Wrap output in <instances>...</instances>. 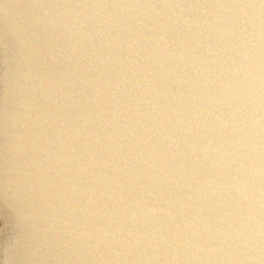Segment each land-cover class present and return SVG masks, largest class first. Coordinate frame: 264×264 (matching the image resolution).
<instances>
[{
	"label": "water",
	"instance_id": "water-1",
	"mask_svg": "<svg viewBox=\"0 0 264 264\" xmlns=\"http://www.w3.org/2000/svg\"><path fill=\"white\" fill-rule=\"evenodd\" d=\"M0 264H264V0H0Z\"/></svg>",
	"mask_w": 264,
	"mask_h": 264
}]
</instances>
